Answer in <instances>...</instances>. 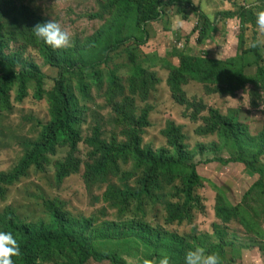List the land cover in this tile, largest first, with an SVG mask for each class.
Here are the masks:
<instances>
[{
	"label": "trees",
	"instance_id": "obj_1",
	"mask_svg": "<svg viewBox=\"0 0 264 264\" xmlns=\"http://www.w3.org/2000/svg\"><path fill=\"white\" fill-rule=\"evenodd\" d=\"M176 6L178 12L187 18L188 10L197 15L199 27H194L196 42L201 44L215 31V20L191 3L181 0H105L97 12L87 13L89 19L105 21L90 36L61 49H52L35 38L32 28L47 21L28 15L23 10H9L6 0H0V116L9 114L15 102H23L28 96V85L35 84L33 98L49 103L50 122L41 126L39 137L24 145V152L17 164L10 170L0 172V201L5 200L8 188L25 177L31 168L45 171L53 165L56 181L78 174L83 167L82 180L87 189L105 186L101 199L109 208L122 215L132 202L151 200L156 193L170 187L178 180L181 187L177 191L183 197L182 203L164 205L165 227L191 223L186 208L194 201L193 189L202 182L193 163L195 153L201 155L206 146L198 144L188 151L184 142L182 127L167 121L160 132L165 146L153 149L143 143L144 130L152 108L147 105L149 95L161 83L156 71L141 67L136 63L130 47L138 48L147 39L145 26L162 18L164 8ZM7 19L5 14L8 13ZM216 17H237L240 26L254 25L250 11L243 6L236 10H224ZM215 17V18H216ZM244 32L238 37V45H244ZM249 47L225 59H212L208 55H191L174 49L170 58L177 59L174 65L168 60L158 59L157 64L167 71L166 88L172 101L183 108L182 117L191 123L197 120L201 126L194 129L197 137L216 135L220 143L219 151H227V157L214 156L204 160L207 165L219 163L227 166L242 164L245 169L258 176L256 182L244 194L250 198L254 209L264 206V133L251 135L246 124L240 121L237 109L227 113L206 105L203 99H191L184 89L190 83L201 85L206 95H224L228 88L236 85L248 75L256 77L264 89V64L255 36ZM256 46L253 47L252 44ZM130 44V45H129ZM179 44V43H178ZM124 48L129 58L131 70L125 86L113 72L105 77L106 87L99 93L104 103L110 107L113 118L112 131L104 135L102 127L94 125L90 134L82 139L80 127L83 122L85 103L90 100L89 88H101L103 75L100 67L111 61V55ZM36 50L43 62L58 70L54 87L46 92L43 81L46 75L40 66L26 57V51ZM252 52L251 62L246 54ZM247 69V71H246ZM89 72V73H85ZM77 77L76 87L69 83L70 77ZM90 77L88 83L86 78ZM13 94L15 95L13 99ZM135 99L143 107L137 108ZM206 113L200 117V114ZM239 117V118H238ZM255 143L252 161H244L242 143ZM86 147L85 158L78 157V146ZM59 148H67L66 159L52 164L51 157ZM210 148L217 147L211 143ZM131 166V170H124ZM112 181H115L113 184ZM215 217L222 223L239 221L245 232L254 234L258 240V250L264 256L263 225H251V221L240 213L239 206H232L222 195L216 197ZM44 207L50 214L48 222L26 223L17 215L16 209L7 206L0 212V230L12 232L20 245V255L13 257L14 264H128L119 252L121 241L135 240L147 249L146 259L151 264H160L168 257L169 264H184L185 253L201 248L205 253H215L220 264H236L242 258V250L253 247L255 241L246 236V242L228 239L223 227L213 224L212 235L189 232L183 237L164 229L152 228L140 221H102L95 216L75 217L67 210V204L60 200H45ZM264 219H262L263 221ZM240 241V239H239ZM251 241V242H250ZM227 249L233 253L228 257Z\"/></svg>",
	"mask_w": 264,
	"mask_h": 264
},
{
	"label": "rangeland",
	"instance_id": "obj_2",
	"mask_svg": "<svg viewBox=\"0 0 264 264\" xmlns=\"http://www.w3.org/2000/svg\"><path fill=\"white\" fill-rule=\"evenodd\" d=\"M189 2L205 13L211 20H215V31L211 37L205 39L201 44L196 42V32L194 27H199L197 15L188 10L186 6L187 18L182 12H178L176 6L168 5L164 8L162 18L154 23L145 26L147 39L138 48L129 46L135 54L136 63L141 67L156 71L161 83L155 91L149 95L147 105L152 108L148 121L150 126L144 130L142 135L143 143L153 149L165 146V140L161 135L167 121H173L182 127V133L186 140L184 145L188 151L194 149L198 144L207 147L201 155L195 153L193 163L197 165V172L202 177L203 182L193 189L194 201L186 208V213L191 218V223L172 225L165 227L163 224L165 217L164 205L169 203H182L183 197L177 193L181 183L176 180L170 187L156 193V197L151 200L132 202L126 206L122 215L115 209L108 207L101 199L105 186H92L87 189L82 180L83 167L78 174L66 178L62 183L56 181V170L53 165L45 171H38L31 168L27 175L20 179L14 186L8 188L5 200L0 201V212L7 206L16 209L20 220L26 223L48 222L50 214L44 207L45 200L60 199L67 204V210L75 217L95 216L102 221H140L150 225L152 228L164 229L169 233H177L183 237L189 235L191 231L196 233H207L212 235L213 224L223 227L226 237L237 242H246V236L254 240L250 249L242 250V258L236 264H264V256L258 250L257 243L260 241L254 234L245 232L239 221L230 223L220 222L214 214L216 197L223 196L232 206H239L240 213L251 221V225L261 224L264 229V206L259 210L254 209L250 198L243 197L248 189L256 182L258 176L245 169L244 165L232 163L227 166L219 163L203 164L206 159L214 156L227 157V151H219L220 143L216 135L207 137H197L194 129L201 126L197 120L195 123L189 122L182 117L183 108L176 105L170 98L166 88L165 80L167 71L157 64L158 59L164 58L176 65L177 59L170 58L172 51L177 49L191 55H208L212 59H225L241 52L244 47L251 44L252 35L255 36L259 45L260 54L264 64V35H260L255 26V13L264 10V0H181ZM105 0H6V7L9 10L16 9L25 11L28 15L44 21H54L61 25L62 29L68 32L70 45L75 40H83L94 31L98 30L104 23L100 19H89L86 14L97 12L102 7ZM246 7L254 20V25L246 23L240 26L237 17H216V13L224 10H236L238 7ZM5 14V19L8 17ZM216 17V18H215ZM244 32V45H238V37ZM179 43V44H178ZM69 45V46H70ZM130 45V44H129ZM26 57L36 62L42 72L46 75L43 86L46 92L54 87V81L58 78V70L47 66L36 50L26 51ZM254 58L252 52L246 54V60L251 62ZM131 70V64L124 48L111 55V61L100 67L103 75L100 89L91 85L89 88L90 100L85 103V111L81 118L83 120L80 132L82 139L90 134V129L98 125L104 135L112 131L111 123L113 115L110 107L102 100L105 87V77L111 71L125 86L126 80ZM247 71V69H246ZM89 73V72H85ZM88 83L91 78H86ZM77 77H70L69 83L72 88L76 87ZM186 94L191 99H203L207 106L227 113L229 109H237L240 121L246 124L251 135L264 133V89L259 87L256 77L248 75L243 81L228 88L224 95H206L201 85L190 83L184 87ZM29 96L23 102H15L13 110L4 116H0V172L12 169L24 152V145L28 141H35L41 132V126L50 122L49 103L47 98L36 101L33 98L35 84L28 85ZM15 95L13 94V99ZM137 108L141 104L135 99ZM206 113L200 114V117ZM239 118V117H238ZM214 143L217 150L210 148ZM245 161H252L257 145L244 141L242 144ZM86 147L83 143L78 146V157L85 158ZM67 148H59L57 155L51 157L52 164L58 160L66 159ZM264 163V157L262 158ZM124 170H131V166H126ZM201 179V178H200ZM114 184L115 181H112ZM240 239V241H239ZM251 242V241H250ZM120 255L128 264H151L146 259L147 249L135 240L119 242ZM232 249H227L228 257L237 255ZM258 254L261 260L258 259ZM51 264V263H49Z\"/></svg>",
	"mask_w": 264,
	"mask_h": 264
},
{
	"label": "clouds",
	"instance_id": "obj_3",
	"mask_svg": "<svg viewBox=\"0 0 264 264\" xmlns=\"http://www.w3.org/2000/svg\"><path fill=\"white\" fill-rule=\"evenodd\" d=\"M255 26L258 33L264 35V10L255 13ZM32 30L35 38L52 49L66 48L70 45L68 32L52 20L38 23ZM252 46L255 47L256 44L253 43ZM20 251V245L12 232L0 230V264H14L13 257H18ZM160 264H169L168 257H163ZM184 264H220V259L215 253H205L203 249L196 248L185 253Z\"/></svg>",
	"mask_w": 264,
	"mask_h": 264
},
{
	"label": "crops",
	"instance_id": "obj_4",
	"mask_svg": "<svg viewBox=\"0 0 264 264\" xmlns=\"http://www.w3.org/2000/svg\"><path fill=\"white\" fill-rule=\"evenodd\" d=\"M258 259L262 261L260 254H258ZM243 264V263H242Z\"/></svg>",
	"mask_w": 264,
	"mask_h": 264
}]
</instances>
